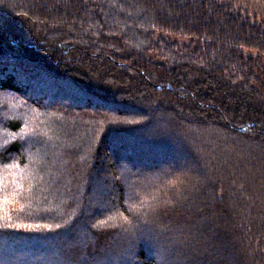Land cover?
Instances as JSON below:
<instances>
[{"label": "trees", "instance_id": "1", "mask_svg": "<svg viewBox=\"0 0 264 264\" xmlns=\"http://www.w3.org/2000/svg\"><path fill=\"white\" fill-rule=\"evenodd\" d=\"M263 57L264 0H0V264H264Z\"/></svg>", "mask_w": 264, "mask_h": 264}, {"label": "snow or ice", "instance_id": "2", "mask_svg": "<svg viewBox=\"0 0 264 264\" xmlns=\"http://www.w3.org/2000/svg\"><path fill=\"white\" fill-rule=\"evenodd\" d=\"M16 195V192L8 193L5 186L0 184V219H10L8 206L16 203Z\"/></svg>", "mask_w": 264, "mask_h": 264}, {"label": "rangeland", "instance_id": "3", "mask_svg": "<svg viewBox=\"0 0 264 264\" xmlns=\"http://www.w3.org/2000/svg\"><path fill=\"white\" fill-rule=\"evenodd\" d=\"M263 59H264V57H263ZM92 192L94 193L95 191L93 190ZM92 192H91V193H92ZM92 195H93V194H92Z\"/></svg>", "mask_w": 264, "mask_h": 264}]
</instances>
